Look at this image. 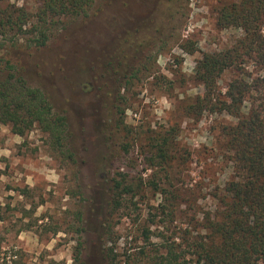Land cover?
Segmentation results:
<instances>
[{
    "label": "rangeland",
    "instance_id": "1",
    "mask_svg": "<svg viewBox=\"0 0 264 264\" xmlns=\"http://www.w3.org/2000/svg\"><path fill=\"white\" fill-rule=\"evenodd\" d=\"M229 1L180 0L165 22L155 20L148 49L125 64L136 71L140 57L150 68L128 83L107 72L108 55L139 34L157 0H93L86 16L54 19L38 49L29 36L0 33V57L67 122L66 154L36 126L21 137L0 124V264H158L170 247L179 264H197L187 245L204 233L197 222L213 211L211 194L233 177L221 128L236 119L184 108L203 97L196 60L237 43L238 30L216 25ZM42 2L0 0V12L32 14ZM232 77L220 78L221 95ZM167 132L159 162L155 140Z\"/></svg>",
    "mask_w": 264,
    "mask_h": 264
},
{
    "label": "trees",
    "instance_id": "2",
    "mask_svg": "<svg viewBox=\"0 0 264 264\" xmlns=\"http://www.w3.org/2000/svg\"><path fill=\"white\" fill-rule=\"evenodd\" d=\"M179 1L157 0L149 19L138 22L142 25L137 29L139 34L128 33L126 38L118 40L106 65L111 76L117 78L122 74L120 80L128 83L136 73L150 68L140 57L136 63L141 67L136 71L132 64H125L144 54L148 49L146 33L158 31L155 20L165 22L166 14L180 7ZM92 2L43 0L32 14L23 8L2 10L0 33L24 34L29 36L30 47L42 48L50 39L54 19L86 16ZM27 24H30L28 29H24ZM216 25L221 29L238 30L239 38L232 48L219 54L203 53L196 60L194 77L202 84L204 93L201 100L184 109L187 113H226L236 119L235 123L221 128V150L234 173L222 188L217 187L211 194L214 209L203 212L201 222H197L204 233L194 236L187 248L192 251L197 264H259L264 259V0L225 2L216 13ZM148 40L151 39L148 37ZM2 57L0 72L5 76H0V124L11 125L12 133L21 137L36 126L47 134L55 152L66 154L65 115L54 112L47 95L29 85L11 62ZM149 58L152 60L153 56ZM231 71L233 77L221 95L218 82L224 73ZM119 112L120 115L124 113ZM119 120V124H123V119ZM170 135L167 132L168 138L155 140V159L159 162L166 159V146L172 141ZM119 188V185L115 188L118 193ZM178 259L173 247L157 258L158 264H179Z\"/></svg>",
    "mask_w": 264,
    "mask_h": 264
}]
</instances>
